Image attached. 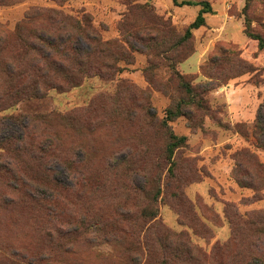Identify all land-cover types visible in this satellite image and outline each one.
Listing matches in <instances>:
<instances>
[{
  "label": "rangeland",
  "instance_id": "obj_1",
  "mask_svg": "<svg viewBox=\"0 0 264 264\" xmlns=\"http://www.w3.org/2000/svg\"><path fill=\"white\" fill-rule=\"evenodd\" d=\"M178 1L199 5L0 0V29L9 51L16 47L17 26L37 9L63 11L75 20L86 16L94 34L110 45L98 58L105 75H111L88 78L67 93L53 90L42 99L20 101L0 113V140L23 133H30L33 142L57 137L58 153L71 168L49 156L40 169L49 175L46 169L51 168L66 185L72 180L79 184L78 198L68 210L79 219L89 210L90 221L101 214L114 222L121 213L136 217L155 197L158 219L171 231L187 234L208 264H226L228 257L216 248L234 238L244 245L243 264H264V50L248 36L264 39V0ZM203 3L212 8L205 26L183 41ZM79 46L90 49L85 39ZM0 83L8 88L3 74ZM5 92L0 90L3 107L10 103ZM178 107L180 114L171 118L169 111ZM52 112L61 119L48 117ZM35 117L44 121L32 125ZM170 132L185 138L171 160ZM23 179L27 186L19 188L0 171V256L19 254L31 261L50 251V226L42 218L38 228L32 219L44 216L40 204L34 215L30 207L6 204L15 197L12 187L20 194L36 188ZM94 229L75 248L77 264L140 259L137 250L88 244Z\"/></svg>",
  "mask_w": 264,
  "mask_h": 264
},
{
  "label": "trees",
  "instance_id": "obj_2",
  "mask_svg": "<svg viewBox=\"0 0 264 264\" xmlns=\"http://www.w3.org/2000/svg\"><path fill=\"white\" fill-rule=\"evenodd\" d=\"M173 2L176 6L199 5L191 2L179 3L178 0ZM201 5L202 9L186 30L183 41L192 37L193 30L205 26V15L211 13L212 8L209 3ZM92 28L91 21L86 16H83L81 20H75L71 16L64 15L63 11L37 9L17 26L15 51H9L7 36L1 28L0 82L1 74L5 75L8 88L5 89L0 83V90L9 93L7 96L10 103L5 107L0 103V113L8 111L24 99H42L53 90L58 93H67L80 87L88 78L95 76L110 78L111 75H105L103 72L98 58L99 54L108 53L110 45L100 40ZM248 36L257 40L259 49L264 50L263 38L252 34ZM80 39L87 40L89 50L79 46ZM107 67L116 70L113 66L107 65ZM181 79L183 80V77ZM182 83L185 84L184 80ZM186 85L187 92L190 95L193 94L189 84ZM179 114V107L176 111H169L171 118ZM48 117L61 119V116L55 112L50 113ZM36 120L44 121V118L31 119L32 125ZM165 125L168 127L167 124ZM24 128L28 130L30 125ZM169 139L167 155L171 160L174 150L184 145L185 138H178L170 132ZM56 140H58L57 137L55 139L48 137L45 141L36 139L33 142L30 133L0 140V157L4 156L5 159V164H0V171L10 174L11 179L19 184L17 186L19 188L27 186L23 177L37 184L36 188H31L30 193L22 189L23 193L20 194L16 187H12L15 197L11 196L12 200L6 204L11 207L16 205L30 207L33 215L36 214L35 210L39 209L40 204V210H43L41 215L44 214V216L39 218L32 216V219L38 228V221L42 218L50 226L46 232L50 251L37 253L31 261H27V258L19 254H11L8 258L1 255L0 264H77L76 259L72 257L76 255L75 248L89 229L94 227L95 238L92 241L88 240V244H94L99 248L119 246L125 253L137 250L141 256L140 259L127 258V261L134 264L209 263V258L187 234L171 231L158 219L155 197L150 199L148 209L142 214L135 217L130 212L121 213L119 214L121 218L116 219L117 222L110 221L102 214L100 217L91 218L93 221H90L87 217L91 210L87 211L81 219L70 213L68 210L74 204L72 199L78 198L76 187H79V184L72 180V185H66L54 176L51 168L46 169L49 175L42 173L40 169L43 164L42 159L49 156L51 160L71 168L59 154L60 144ZM37 149L40 153L36 152ZM43 200L46 201V205L42 207ZM140 225L142 227H139ZM231 243H233L232 246ZM231 243L216 249L223 252L224 257H228L226 264H243L241 257L245 252L243 243L237 238H234ZM234 253L235 256L232 255ZM122 264H128V262H122ZM249 264L256 263L250 261Z\"/></svg>",
  "mask_w": 264,
  "mask_h": 264
}]
</instances>
